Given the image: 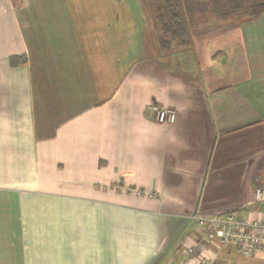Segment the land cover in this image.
<instances>
[{
    "label": "crops",
    "instance_id": "1",
    "mask_svg": "<svg viewBox=\"0 0 264 264\" xmlns=\"http://www.w3.org/2000/svg\"><path fill=\"white\" fill-rule=\"evenodd\" d=\"M231 22L165 52L147 0H0V264H179L194 214L252 201L264 15Z\"/></svg>",
    "mask_w": 264,
    "mask_h": 264
},
{
    "label": "built area",
    "instance_id": "2",
    "mask_svg": "<svg viewBox=\"0 0 264 264\" xmlns=\"http://www.w3.org/2000/svg\"><path fill=\"white\" fill-rule=\"evenodd\" d=\"M150 110L160 124H172L177 118L171 107L153 104ZM258 205H264V185L255 188L252 201L237 210L194 214L198 235L185 246L179 264H215L219 252L227 247L237 248L243 257L264 260V214Z\"/></svg>",
    "mask_w": 264,
    "mask_h": 264
},
{
    "label": "trees",
    "instance_id": "3",
    "mask_svg": "<svg viewBox=\"0 0 264 264\" xmlns=\"http://www.w3.org/2000/svg\"><path fill=\"white\" fill-rule=\"evenodd\" d=\"M153 14L158 41L163 51L188 47L192 31L202 22L217 19L236 22L264 15V0H147ZM239 21V22H238ZM26 63V57H12L11 64Z\"/></svg>",
    "mask_w": 264,
    "mask_h": 264
},
{
    "label": "rangeland",
    "instance_id": "4",
    "mask_svg": "<svg viewBox=\"0 0 264 264\" xmlns=\"http://www.w3.org/2000/svg\"><path fill=\"white\" fill-rule=\"evenodd\" d=\"M238 19H232L231 21V24H235V23H237L236 21H237ZM239 22V21H238ZM230 264H239L238 262H237V260L236 259H233V262H231Z\"/></svg>",
    "mask_w": 264,
    "mask_h": 264
}]
</instances>
